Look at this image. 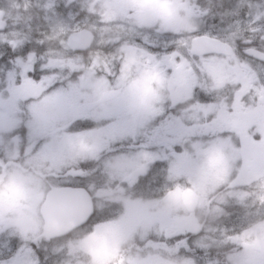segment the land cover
<instances>
[{
	"label": "snow or ice",
	"instance_id": "1",
	"mask_svg": "<svg viewBox=\"0 0 264 264\" xmlns=\"http://www.w3.org/2000/svg\"><path fill=\"white\" fill-rule=\"evenodd\" d=\"M0 264H264V0H0Z\"/></svg>",
	"mask_w": 264,
	"mask_h": 264
},
{
	"label": "rangeland",
	"instance_id": "2",
	"mask_svg": "<svg viewBox=\"0 0 264 264\" xmlns=\"http://www.w3.org/2000/svg\"><path fill=\"white\" fill-rule=\"evenodd\" d=\"M4 5H7L9 3V0H3Z\"/></svg>",
	"mask_w": 264,
	"mask_h": 264
},
{
	"label": "flooded vegetation",
	"instance_id": "3",
	"mask_svg": "<svg viewBox=\"0 0 264 264\" xmlns=\"http://www.w3.org/2000/svg\"><path fill=\"white\" fill-rule=\"evenodd\" d=\"M212 3H213V4L217 3V0H212Z\"/></svg>",
	"mask_w": 264,
	"mask_h": 264
}]
</instances>
